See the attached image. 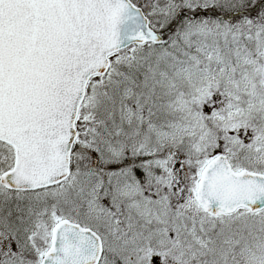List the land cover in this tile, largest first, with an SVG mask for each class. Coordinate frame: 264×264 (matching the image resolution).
<instances>
[{"label":"snow or ice","instance_id":"obj_1","mask_svg":"<svg viewBox=\"0 0 264 264\" xmlns=\"http://www.w3.org/2000/svg\"><path fill=\"white\" fill-rule=\"evenodd\" d=\"M0 264H264V0H0Z\"/></svg>","mask_w":264,"mask_h":264}]
</instances>
